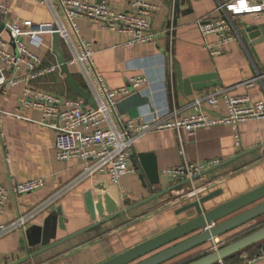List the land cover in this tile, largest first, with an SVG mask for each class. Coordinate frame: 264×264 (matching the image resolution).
<instances>
[{"label": "crops", "instance_id": "0c3cea01", "mask_svg": "<svg viewBox=\"0 0 264 264\" xmlns=\"http://www.w3.org/2000/svg\"><path fill=\"white\" fill-rule=\"evenodd\" d=\"M108 1L116 10L129 8V0ZM150 1L159 5L151 16V30L155 36L143 45L124 47L121 44L126 36L122 33L102 29L98 23L84 16L76 18L78 33L90 43L94 53L93 72L102 77L107 87L126 85L128 79L134 76L146 78L141 88L117 99L115 110L109 115L112 123L119 125V121L126 122L128 119L173 121L197 111L210 116H225L226 108L222 100L214 108L205 99L200 100L199 106L196 101L203 93L209 94L218 88L225 89L229 96L248 94L253 101H264V39L260 41L264 33L258 30L257 37L245 40L241 32L246 24L261 25L264 29V10L234 17V26L230 31L232 37L222 42L214 33L203 35L197 20L223 15L224 12L216 11V7L228 0H182L179 11H174L172 22L169 17L171 0ZM0 2L9 7L11 20L22 24L28 21L32 25L51 23L53 27L66 29L70 40L58 36L62 54L75 81L94 98L92 82L83 65L70 63L78 50V36L58 3L53 1L54 4L49 5L34 0ZM251 3L260 4L264 0H251ZM1 37L7 42L5 49L13 52V42L2 27ZM42 37L41 47L28 46L42 58L43 67L55 65L57 68L25 86L52 94L62 101L81 97L68 86L65 74L58 67L57 56L52 51V34H43ZM212 43L219 52L211 53L207 44ZM176 65H179L183 77L216 72L221 85L185 96L178 89ZM249 79L251 81L246 83ZM25 86L19 84L6 90L0 89V108L3 110L0 113V183L9 187L12 181L36 177H44L46 181L40 189L11 196L0 212V226L7 229L0 232V264L13 263L39 247L27 246L24 233L32 225H42L56 207L62 208L65 225V229L57 230L56 239L90 225L88 213L83 207V192L97 180L107 178L103 174L81 178V160H57L54 131L39 123V111L19 102ZM86 105L93 107L87 101ZM235 133L240 136L239 145L235 141ZM146 152L155 154L160 172V183L151 188L146 184L144 174L139 173L131 161L132 153ZM131 157L129 165L134 170L117 184L124 206L180 183L182 180L175 181L165 169L181 165L184 160L193 163L216 160L217 164L231 161L193 183L118 214L17 264H99L193 217V210L176 213L182 205L194 199L185 194L190 190L206 185L208 188L201 195L220 189L221 192L206 204L210 209L264 184V119L240 123L236 131L223 123L197 128L193 134H188L183 128L177 132L172 127L150 131L133 145ZM45 202L49 204L41 210L39 207ZM31 212L35 213L34 217L22 227L11 228L12 221L18 217L26 218ZM263 226L264 214L217 237L227 244ZM212 245V241L206 242L163 264L187 263L209 251ZM244 251L250 256L264 252V241L217 264H264L263 257L251 263L243 261Z\"/></svg>", "mask_w": 264, "mask_h": 264}, {"label": "built area", "instance_id": "2783aa9c", "mask_svg": "<svg viewBox=\"0 0 264 264\" xmlns=\"http://www.w3.org/2000/svg\"><path fill=\"white\" fill-rule=\"evenodd\" d=\"M39 3L53 5V1L63 9L73 31L78 36V50L70 63H79L90 76L92 82L95 105L87 107L82 97L75 100H61L47 92L31 89L26 84L41 77L47 72L57 68L52 65L42 66V58L34 54L29 44L39 48L43 43V34L56 32L59 36L69 39L68 32L64 27H53L51 23L32 25L28 21L23 24L11 20L10 9L0 2V89L23 84L25 91L19 98L20 104L31 107L41 113L39 123L51 128L55 133V156L57 160L79 159L83 163L82 177L103 174L111 185L118 184L120 179L134 170L129 165L131 149L136 141L150 131L174 128L177 132L184 129L188 134H193L197 128L212 126L223 123L231 126L235 131L240 123L252 119H264V101H253L249 95H227L226 90L218 88L209 94H202L197 98L205 99L213 108L222 100L225 104V116H210L202 111L189 114L173 121H149L144 119H128L126 122L119 121L115 125L109 120V115L115 110L116 101L120 97L136 91L145 84V76H134L128 79V83L118 88H109L102 77L93 72L94 53L90 49V43L78 33L76 18L84 16L98 23L102 29L122 33L126 40L122 46L143 45L154 39L155 34L151 30L152 14L159 9V5L150 0H129V8L123 11L116 10L108 0H34ZM174 1L171 0L170 20H173ZM264 10V3L252 4L251 0H228L220 2L216 11L224 12L220 16L205 17L197 20L200 32L203 35L216 34L220 41L227 42L231 39L233 18L247 13H259ZM2 30L8 32L14 51L6 50L7 42L1 37ZM211 53L219 52L217 46L208 45ZM10 71V72H9ZM92 73V78H91ZM258 78L261 76H257ZM251 79L247 80V82ZM3 110L0 108V113ZM235 141L240 144V136L235 133ZM217 161L188 162L184 160L181 165L165 169L175 181L190 180L198 176L202 171L215 166ZM44 177L30 178L25 181H12L9 187L0 183V212H2L11 196L28 194L42 188L45 185ZM206 185L190 190L185 194L188 197H198L207 190ZM45 202L41 207L44 209ZM33 212L26 218L18 217L12 221V227H22L29 219L34 217ZM7 229L0 226V232ZM213 245L209 251L216 250L225 244L218 237L212 240ZM243 254V261H252L263 257L264 252L250 256Z\"/></svg>", "mask_w": 264, "mask_h": 264}, {"label": "water", "instance_id": "95a60500", "mask_svg": "<svg viewBox=\"0 0 264 264\" xmlns=\"http://www.w3.org/2000/svg\"><path fill=\"white\" fill-rule=\"evenodd\" d=\"M182 3V0L174 1L175 13L179 11ZM258 30H260L262 34L264 33V29L261 25L254 26L246 24L241 32L245 40H252L259 35ZM58 36L56 32L52 33V51L57 56V64L60 71L62 74H65L68 86L75 93L84 98L88 104L94 106L95 99L93 96L83 87L79 86L69 71L59 46ZM263 39L264 35L260 41ZM175 68L178 89L181 90L185 96H191L196 91L206 90L221 85L220 81L217 79L216 72L183 77L179 65H176ZM262 71L264 72V69H262ZM131 161L132 164L136 166L137 171L144 174L148 187L151 188L152 185L160 183V172L157 168L155 154L151 152L132 153ZM228 161L231 160H226V162ZM226 162H220L202 171L191 181L198 180L199 177L213 171L216 167ZM186 184H190V180H182L180 183L164 188V190L153 192L148 197L131 203L129 206H124L121 190L118 185H110L107 178L99 179L83 192V207H85L88 213L90 225L80 229V231L56 239L57 230L65 229L62 208L56 207L46 216L42 225H32L24 233L27 246L39 247L30 253H26L23 257L10 264L26 261L31 256L42 253L53 246L63 243L66 239L92 229L100 223L114 218V216L118 214L130 211L151 199L163 196L165 193L176 190ZM220 192V189L207 192L190 200L177 209L176 213L193 210V217L99 264H163L170 259L180 256L183 252L212 241L217 238V236L264 214V184L233 197V199L221 202L214 208L208 209L206 204ZM262 241H264V226L252 230L250 233L235 239L233 242L223 244L216 250L207 251L199 258L184 264H217L235 255V253L248 249Z\"/></svg>", "mask_w": 264, "mask_h": 264}, {"label": "trees", "instance_id": "16d2710c", "mask_svg": "<svg viewBox=\"0 0 264 264\" xmlns=\"http://www.w3.org/2000/svg\"><path fill=\"white\" fill-rule=\"evenodd\" d=\"M251 248V247H250ZM249 249V248H248ZM186 263V262H185Z\"/></svg>", "mask_w": 264, "mask_h": 264}]
</instances>
